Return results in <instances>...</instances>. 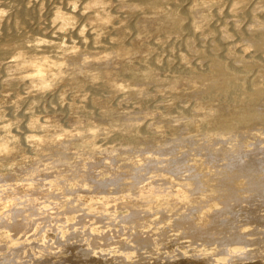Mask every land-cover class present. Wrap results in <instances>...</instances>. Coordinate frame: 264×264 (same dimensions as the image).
<instances>
[{
    "label": "bare ground",
    "instance_id": "1",
    "mask_svg": "<svg viewBox=\"0 0 264 264\" xmlns=\"http://www.w3.org/2000/svg\"><path fill=\"white\" fill-rule=\"evenodd\" d=\"M193 2L166 0L165 5L161 0H127L125 5L113 0L115 6L111 12L118 19L99 41L100 47L96 46L91 32L86 33L89 41L86 46L75 32L67 34V37L63 34L52 36L54 29L50 20L61 0H4L0 4V7L12 9L11 14L0 22V80L5 77L2 62L9 55L5 49L26 37H40L55 43L66 39L68 44L76 39L78 46L88 54L115 50L134 54L129 57L131 63L114 61L107 66H93L110 74L99 84L93 85L81 78L73 82L74 86L82 87L89 94L80 113L70 111L67 106L61 109L56 93L36 97L39 106L35 111L43 114L46 110L47 116L65 129L75 125L77 115L84 122L93 120L138 127L125 128L106 140L97 141L96 147L100 151L96 152L89 148L77 151L72 142H62L55 146L45 144L39 151L34 146H24L20 155L0 160V193L7 185L28 184L27 190L23 187L10 189L7 196L41 201L48 211L38 213L39 204L26 209L30 217H41L33 224L39 222L50 227L49 239L54 238L57 248L72 241L77 245L75 253L85 262L113 264L112 261L97 259L95 255L98 246H109L111 235L120 241L121 250L135 253L132 264H151L150 260L159 264L169 263L163 256H156L153 252L154 237L143 229L155 228L159 223L171 220V231H181L182 238L221 249L237 245L251 247L255 252L238 262L254 259L264 264V81L257 76L264 69V33L249 34L244 29L236 32L229 12L233 0H223V14L219 13V7L213 8L212 20L205 31L195 33L190 13ZM66 4L67 0H64V9L70 11ZM133 4L148 6L145 14L132 11ZM165 6L179 13L176 22L162 24V17L158 20L146 18L151 8ZM122 7L128 10L121 12ZM249 12L250 9L243 11L239 19L248 17L251 22ZM90 17L91 14L82 17L81 23ZM180 20L185 22L181 24ZM121 22L123 27H119ZM225 25L228 32L236 37L235 41L222 38L221 29ZM138 35L140 39H137ZM241 37L252 44L254 51L245 57L249 63L238 67L235 57L229 55V49ZM240 51L236 49V54ZM181 53L190 58L198 53L196 59L203 68L195 61L191 69L185 66L181 63ZM78 59L70 60V63H76ZM149 67L152 74L145 78L141 73ZM225 67L236 77L227 85L220 82L221 76L227 75L222 72ZM205 74L218 83L196 91L184 83L192 79L199 82L198 78ZM113 80L143 91L120 93L112 88ZM176 82H179L176 92L165 91ZM8 91L12 96L6 104L17 94L23 95V86L12 83L5 87L0 84V93ZM31 99L21 103L18 118L27 120L23 112ZM53 105H56L55 109ZM196 108L204 111L197 112ZM5 111L12 119L13 108L5 107ZM21 155L27 160L21 159ZM13 160L18 162L17 167L5 171ZM71 182L86 184L92 191L77 189L65 191L63 195L107 198L104 205L93 204L91 200L87 203L95 212L103 208L108 215L83 212L77 216L76 224H69L66 217L78 212L81 205L77 204L75 209L65 206L64 212H58L53 204L62 198L54 189L65 188ZM149 208L152 211H146ZM113 214L114 220L111 218ZM10 219L11 224H8L0 217V229L7 228L14 236L18 235L25 227V211L10 209ZM90 221H95L100 230L111 229V233L101 237L92 235L90 231H79ZM32 226H28L29 231ZM243 228L250 231L242 234ZM65 231L68 234L61 237L59 233ZM167 235L168 230L157 234L156 242L160 243ZM120 237L127 238L128 243ZM101 240L103 244H98ZM2 251L4 249L0 248ZM20 251L16 250L9 264H14ZM63 258L62 251L55 257H46L33 264H60ZM116 264L126 262L119 260Z\"/></svg>",
    "mask_w": 264,
    "mask_h": 264
},
{
    "label": "clouds",
    "instance_id": "2",
    "mask_svg": "<svg viewBox=\"0 0 264 264\" xmlns=\"http://www.w3.org/2000/svg\"><path fill=\"white\" fill-rule=\"evenodd\" d=\"M119 2L127 4V0H119ZM161 2H164L166 5V0H161ZM2 3H4V0H0V4ZM222 4L223 0H194L190 13L192 14V26L195 33L205 31L212 20L211 12L213 8L219 7V13L223 14L224 7L221 6ZM114 6L113 0H67L66 8L70 9V11H66L64 9V0H61L60 6L55 7L50 20L51 28L54 29L52 36L55 37L58 34H63L67 37V34L75 32L86 46L89 43L86 33L91 32L95 38L96 46L100 47L99 41L106 35L107 29L113 27V21L118 19V16L113 15L111 12ZM146 7L148 6L133 4L131 10L145 14ZM249 9L251 22H249L248 17L239 19L242 12ZM126 10H128L126 7L120 9L121 12ZM11 11V7H0V22H3L9 16ZM41 11H43L42 4ZM78 12L79 16H77ZM229 12L237 33L241 29H244L249 34L264 33V0H233ZM89 14H91L90 19L81 23V18L89 17ZM161 17L163 18L160 20L162 24L176 22L179 18V13L173 12L171 8L165 6L151 8L146 14L147 19L158 20ZM184 22L180 20L181 24ZM17 26L18 28L20 27L18 21ZM119 27H123V22H121ZM221 32L223 33L222 38L225 41L236 40V37L228 32L227 25L221 29ZM210 35L212 34L210 33ZM140 38L138 35L137 39ZM203 38L208 39L207 36ZM112 42H116L115 38H113ZM157 43H160V41L157 40ZM44 49H53V51H44ZM236 49L241 50L240 54H236ZM5 51L9 55L7 60L2 62L5 66V77L3 80H0V84H3L5 87L10 86L12 83H16L18 86L22 85L23 95L17 94L9 104H6L5 102L12 96V92L0 93V97H2L0 98V160L20 155L21 149L24 146H34L39 151L40 147L45 144L55 146L62 142H72L73 147L77 151L81 148H89L91 151L96 152L100 151L96 147L97 141L106 140L112 135L124 131L125 128L130 130L133 127H138V125L119 126L116 123H97L93 120L84 122L77 115L75 125L70 129H65L60 124L54 123L52 117L47 116L46 110L43 114H38L35 111L39 106V100L36 97L42 98L56 93L61 109L67 106L70 111L80 113L84 109L85 102L89 99V94L82 87L78 85L74 86L73 82L77 78H81L87 79L93 85L101 83L102 79L110 74L102 72L99 67L93 66H107L114 61H127L131 63L129 57L134 54L130 51L121 52L115 50L88 54L78 46L76 39H72L71 44H68L66 39L55 43L40 37H35L34 39L26 37L20 43L13 44L11 48L5 49ZM253 51L252 44L246 43L243 37H241L240 41L236 42L229 49V55L235 57L236 64L240 67L249 63V61L245 60V57ZM197 56L198 53L190 58L181 53V63L191 69L193 61H195L202 69L203 65L196 59ZM75 58H79L78 62L70 63V60H74ZM156 63L159 64L160 61L157 60ZM245 71L247 72L248 69L246 68ZM222 72L227 74L221 76L220 82L223 85H227L229 80H236V77L231 75L226 67L222 69ZM151 74L152 69L150 67L141 73L145 78L150 77ZM248 74L251 75L250 72ZM257 76L264 81V69H261V72L257 73ZM198 79L199 82L196 79H192L186 80L184 83L190 85L192 91L218 83L216 79L207 74L200 76ZM253 79H256V77H253ZM177 83L179 82L173 83L165 91L176 92ZM111 86L120 93L143 91V89L129 88L123 83H117L115 80L111 82ZM29 98L32 99L23 112V116L27 117L25 121L23 118H18L17 114L21 112V103L28 101ZM5 107L13 108L12 119L8 118ZM52 107L55 109L56 105ZM196 111L203 112L204 109L196 108ZM146 119H150V117H146ZM21 125H23V129ZM22 140L23 144L21 143ZM21 159L27 160V157L21 155ZM17 163V161L13 160L12 163L7 165L5 171H11L16 168ZM25 179L27 180L28 178ZM18 187H23L27 190L30 186L23 182L7 185L4 187L3 193H0L3 196V199L0 200V217L4 221H7L8 224H11L10 209L15 208L18 211H25V227L23 231L15 236L7 228L0 229V248L4 249V251L0 252V261H3V264H9V261L13 260V254L16 250L21 251L15 256L14 264H33L34 261L57 256L61 250L57 248L54 238L49 239L51 228L39 222L33 224V221H38L41 217L39 215L37 217H30L26 211L27 208L37 204L41 205L37 209L38 213L46 212L48 209L39 200H28L27 197L21 198L14 195L12 197L7 196L10 189L14 190V188ZM77 189L87 192L92 191L86 184L79 182H71L66 184L65 188L54 189L62 197L59 203L53 204L58 212H64L65 206L75 209L77 204L81 205L78 212L66 217L69 224H76L77 216L83 212L108 215L103 208L100 212H95L87 203V201L91 200L93 204L104 205L107 203V198L85 195H76L74 197L63 195L65 191L73 192ZM183 199H186V197H183ZM146 211H152V209L149 208ZM111 218L114 220L115 214ZM154 219L158 220L159 217H154ZM171 223L172 221L169 220L165 223H159L155 228L143 229V231H150L154 237L153 252L157 257L163 256L169 264H176L177 261H197L203 262V264H238V261L244 260L245 256L255 252L254 248L239 245L226 246L221 249L215 245L207 246L199 242L193 243L190 239L182 238L183 234L181 231H171ZM29 225H33L31 231L28 230ZM164 230H168L167 237L162 238L161 242L157 243V234L163 233ZM79 231H90L92 235L102 237L105 233L110 234L112 230L109 228L100 230L98 226H95V221H90L86 222ZM248 231H250L248 228L241 229L242 234ZM67 234L66 231L59 233L61 237ZM247 239L251 240L252 238L247 237ZM120 240L128 243V239L125 237H120ZM119 243V240L109 235V246H98L95 251L96 258L103 259L106 262L112 261L113 264H116L119 260L125 261L126 264H132L135 259V253L121 250ZM98 244H103V241H99ZM29 256L31 257L30 260L28 259ZM4 257H8V260H4Z\"/></svg>",
    "mask_w": 264,
    "mask_h": 264
},
{
    "label": "rangeland",
    "instance_id": "3",
    "mask_svg": "<svg viewBox=\"0 0 264 264\" xmlns=\"http://www.w3.org/2000/svg\"><path fill=\"white\" fill-rule=\"evenodd\" d=\"M70 243V244H69ZM76 245V244H75ZM74 244H73V242L72 241H69V242H67L64 246H60V252L62 253V251H63V254H64V258L60 261V264H95V263H91L90 261L89 262H85L84 261V259L83 258H81V257H79L78 255H77V253H75L76 252V246H75ZM64 249L66 250L65 251V253H64ZM66 252H68L67 254H69V255H67L66 254ZM75 254V255H74ZM72 256V257H71ZM70 257V258H69ZM72 259V260H71ZM75 259H77V260H75ZM66 260V261H65ZM251 261H253L252 263H251ZM66 262V263H65ZM104 263H105V261H103ZM102 262V263H103ZM149 262H151V264H159L158 262H155V261H153V260H150ZM180 262H184V261H177L176 262V264H180ZM192 262V263H191ZM185 264H203V262H197V261H186V262H184ZM243 263H245V264H259V261L258 260H255L254 261V259H252V260H246V261H244V262H238V264H243ZM43 264V263H42ZM45 264H50V263H45ZM165 264H169V263H165Z\"/></svg>",
    "mask_w": 264,
    "mask_h": 264
}]
</instances>
